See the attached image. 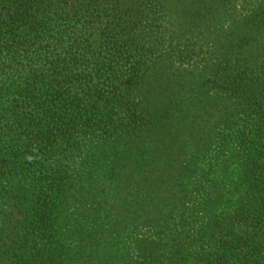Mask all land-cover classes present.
Returning <instances> with one entry per match:
<instances>
[{"label":"trees","instance_id":"16d2710c","mask_svg":"<svg viewBox=\"0 0 264 264\" xmlns=\"http://www.w3.org/2000/svg\"><path fill=\"white\" fill-rule=\"evenodd\" d=\"M249 1L228 23L231 0H0V264H264ZM193 41L197 85L171 60Z\"/></svg>","mask_w":264,"mask_h":264},{"label":"rangeland","instance_id":"374dc122","mask_svg":"<svg viewBox=\"0 0 264 264\" xmlns=\"http://www.w3.org/2000/svg\"><path fill=\"white\" fill-rule=\"evenodd\" d=\"M251 4L252 3L249 0H231V6L226 11L221 21L230 23V21L238 20L239 18L245 16L249 12V9L251 8ZM177 42L175 40H172L171 42H169L170 43L169 46L172 47L174 51L181 50L184 48L183 41H177ZM188 44L189 43L186 44L187 47H189ZM209 44H210V41L206 43L193 41L192 46H191L193 53L187 57L183 56L184 54L182 53H180L181 55L177 57H172L171 58L172 66L179 67V68L183 67L186 70H190L188 73L187 71L184 72V74L188 77V80L190 82L197 85L198 81L201 82L202 74L206 71L204 70V68L203 69L201 68L202 65L203 66L205 65L204 61L202 62L201 59L203 60L206 59L207 55L202 54V53L207 50V45ZM203 90L205 91L204 87L200 88V91H203ZM209 96H211V90H207V99L209 98ZM218 167H219L220 175L222 177V184L225 187L224 189H227L229 188L227 186V182L229 181V178L231 177L232 173L239 171L240 169L239 163L230 157H226L220 162V165ZM225 200H229L226 193H225L223 202L227 203L224 206V210H227L230 207L229 206L230 203H228L227 201L225 202ZM212 210L216 211L213 207H212ZM170 231L171 230H169L168 233ZM176 233L181 234V236H184L183 231H178V232L176 231ZM136 239H137L136 240L137 242L142 240L139 237H136ZM131 247L134 248L135 246H131ZM166 248L167 250H169L171 248H178V246H172L171 248L169 247V249H168V246H166ZM179 248L181 249V247ZM161 250L163 252L166 251V249H161Z\"/></svg>","mask_w":264,"mask_h":264}]
</instances>
